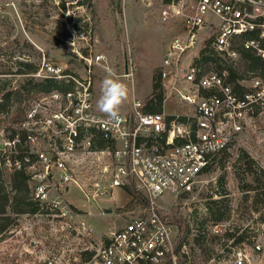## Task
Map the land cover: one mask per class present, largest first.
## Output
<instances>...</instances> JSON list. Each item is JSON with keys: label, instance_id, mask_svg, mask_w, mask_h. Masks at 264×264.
<instances>
[{"label": "built area", "instance_id": "2783aa9c", "mask_svg": "<svg viewBox=\"0 0 264 264\" xmlns=\"http://www.w3.org/2000/svg\"><path fill=\"white\" fill-rule=\"evenodd\" d=\"M160 18L176 32L155 72L159 113H148L146 100L132 98L110 121L97 108L90 59H83L81 79L46 62L32 74L71 87L49 94L48 108L37 104L27 111L23 140L4 137L2 166L11 174L29 164L30 199L38 207L33 216L49 220L54 252L10 264H163L166 257L176 264L170 208L158 199L169 195L175 204L205 191L217 160L264 120V0H162ZM246 53L260 61L256 72L243 71ZM125 68L122 77L133 88L134 70ZM19 146L31 150L21 159ZM130 185L144 198L139 214H122L121 226L95 238L93 214L80 211L72 191L90 206L117 200ZM261 237H251L252 245H231L228 255L208 264H257L264 256Z\"/></svg>", "mask_w": 264, "mask_h": 264}, {"label": "rangeland", "instance_id": "374dc122", "mask_svg": "<svg viewBox=\"0 0 264 264\" xmlns=\"http://www.w3.org/2000/svg\"><path fill=\"white\" fill-rule=\"evenodd\" d=\"M161 4L162 0H0V84L10 91L26 79H43L18 74V62H27L36 68L43 62L55 64L62 67L65 74L81 79L86 76L83 59H90L96 103L107 75L105 69L110 67L114 78L128 87V99L119 109L123 112L132 98L147 100L151 92V73L153 71V76L160 67L167 44L176 32L161 23ZM100 55L103 60L97 62L95 58ZM127 66L134 70L133 88L131 82L122 77ZM24 101L28 110L37 104H45L47 108L50 105L49 94L44 93L30 95ZM164 111L171 114L173 108L166 105ZM5 129L0 132V180L11 193L10 174L4 172L2 166L4 137L11 135ZM7 150L10 149L7 147ZM254 178L264 184L263 119L256 120L230 152L217 160L205 191L188 199H178L175 204L169 195L158 199L159 205L170 208L168 222L175 232V244L183 238L176 264H208L220 254L228 255L233 242L226 237L229 233L238 236L248 230L244 234L246 242L258 235L264 243V204L254 208L252 203L257 191L246 193L244 190L247 185L256 188ZM246 194L247 202L244 201ZM72 197L80 211L88 210L93 214L89 225L95 238L107 229L121 226L119 216L122 214L129 211L139 214L138 205L124 192H120L117 200H95L90 206L75 191ZM214 200L219 202L213 205ZM209 207L218 213L220 220L210 215ZM105 208H111L112 212L104 214ZM6 216L11 222L0 236V264L54 252L49 245L51 231L45 216L16 215L10 210ZM176 219L180 224L171 223L170 220ZM257 264H264V256Z\"/></svg>", "mask_w": 264, "mask_h": 264}, {"label": "trees", "instance_id": "16d2710c", "mask_svg": "<svg viewBox=\"0 0 264 264\" xmlns=\"http://www.w3.org/2000/svg\"><path fill=\"white\" fill-rule=\"evenodd\" d=\"M44 1V0H43ZM172 0H163L164 3H169ZM63 7V4H61ZM246 61L244 63V70L248 72H256L260 68V61L253 57L250 53L245 54ZM20 70L17 71L18 74L27 75L34 74L37 72L33 64L18 62ZM237 78L235 72L231 71V80L234 81ZM68 84L60 81H56L51 78H43L40 81H34L32 79H26L21 83L15 90L6 91V85L0 84V132L5 129L7 132H11L9 139H12L15 135H18L21 140L26 136V131L21 128L22 124L26 120V113L28 106L25 100L26 97L30 95H35L37 93L51 94L54 91L66 92L68 90ZM147 106L146 111L148 113H159L162 111V93L159 89V85L156 82V75L152 76L151 83V94L150 97L146 100ZM15 105V106H14ZM14 107L12 110L11 108ZM12 110V111H11ZM11 112V113H10ZM5 115L7 117H5ZM1 146V145H0ZM19 153L17 158L21 159L28 153L27 148H17ZM227 154H224V156ZM222 159V158H221ZM33 160V159H32ZM32 162V161H31ZM29 164L24 163L23 167L20 170L13 171L9 176L10 181V192L4 188V185L0 180V235L4 233V230L10 224V217L6 216L7 210H10L14 214H27L33 215L37 213V205L31 201L29 198L30 190L28 186V172L27 166ZM1 174V173H0ZM253 175V173H250ZM255 175V173H254ZM254 177V176H253ZM255 183H257L256 188L252 186H245L244 190L246 193L250 190L257 191L254 196L253 207L255 208L258 204H264V184H260L258 179L254 178ZM252 188V189H251ZM126 193L131 197L132 202L135 205L141 204L144 202L142 194L137 191V189L130 185L126 188ZM248 194L245 195L244 201H248ZM219 200L212 201L213 205H216ZM213 208L209 207L210 215L214 216L217 220H220L221 217L216 216V213ZM218 214V213H217ZM173 224H180L178 219L170 220ZM187 228V226H186ZM246 230L242 235L234 236V234H227V238L232 239V246L246 242V237L244 236L247 233ZM198 236L196 237L197 240ZM182 237H180L175 246V251H178L181 243ZM249 245H252L250 241L247 242ZM170 259L166 257V260L163 264H169Z\"/></svg>", "mask_w": 264, "mask_h": 264}, {"label": "clouds", "instance_id": "9594fccd", "mask_svg": "<svg viewBox=\"0 0 264 264\" xmlns=\"http://www.w3.org/2000/svg\"><path fill=\"white\" fill-rule=\"evenodd\" d=\"M107 75L101 83V96L97 101V108L106 114L110 121L120 118V106L128 99V87L118 78H114V71L108 67Z\"/></svg>", "mask_w": 264, "mask_h": 264}, {"label": "water", "instance_id": "95a60500", "mask_svg": "<svg viewBox=\"0 0 264 264\" xmlns=\"http://www.w3.org/2000/svg\"><path fill=\"white\" fill-rule=\"evenodd\" d=\"M125 69H126V68H125ZM103 212H104V214H109V213L112 212V209H111V208H105V209L103 210Z\"/></svg>", "mask_w": 264, "mask_h": 264}, {"label": "crops", "instance_id": "0c3cea01", "mask_svg": "<svg viewBox=\"0 0 264 264\" xmlns=\"http://www.w3.org/2000/svg\"><path fill=\"white\" fill-rule=\"evenodd\" d=\"M152 74H153V71H152V73H151V83H152Z\"/></svg>", "mask_w": 264, "mask_h": 264}]
</instances>
